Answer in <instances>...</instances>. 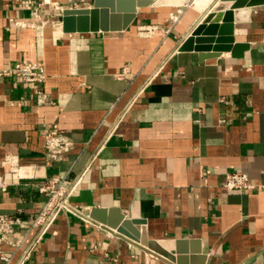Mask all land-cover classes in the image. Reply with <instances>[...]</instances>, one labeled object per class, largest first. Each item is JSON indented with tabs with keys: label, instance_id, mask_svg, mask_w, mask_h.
<instances>
[{
	"label": "crops",
	"instance_id": "obj_1",
	"mask_svg": "<svg viewBox=\"0 0 264 264\" xmlns=\"http://www.w3.org/2000/svg\"><path fill=\"white\" fill-rule=\"evenodd\" d=\"M44 1L31 20L0 0V71L27 61L46 77L41 86L0 77V163L15 156L19 166L0 169V213L30 223L47 200L37 188L51 180L74 213L58 212L22 264H172L89 219L86 207L142 220L146 239L167 252L183 243L178 264H264V4L247 8L245 22H234L232 6L215 12L210 23L229 13L233 42L247 49L201 61L177 48L211 2L149 5L125 30L67 35L60 11L89 4ZM51 125L72 145L59 162L43 149ZM235 171L256 188L223 189ZM35 236L6 237L17 244L0 246L9 264Z\"/></svg>",
	"mask_w": 264,
	"mask_h": 264
},
{
	"label": "water",
	"instance_id": "obj_2",
	"mask_svg": "<svg viewBox=\"0 0 264 264\" xmlns=\"http://www.w3.org/2000/svg\"><path fill=\"white\" fill-rule=\"evenodd\" d=\"M211 2L210 12L199 22L178 46V52L194 51L201 61L215 58L219 52H229L232 58H241L247 45L234 43L231 37L230 14L225 13L221 24L210 23L215 12L235 10L234 22L247 20V8L264 4V0H194ZM217 1V2H216ZM232 1V4L229 2ZM88 8H64L60 11V31L62 34H82L96 32H119L125 30L134 20L137 9L148 7L152 0H86ZM216 2V3H215ZM245 8L244 10H239ZM239 10V11H237ZM211 52V53H207ZM207 53V54H205ZM81 213L96 223L138 243L161 259L178 264L183 243H173V253L167 252L156 242L146 239L140 219H127L118 209L83 208ZM180 247V248H179Z\"/></svg>",
	"mask_w": 264,
	"mask_h": 264
},
{
	"label": "built area",
	"instance_id": "obj_3",
	"mask_svg": "<svg viewBox=\"0 0 264 264\" xmlns=\"http://www.w3.org/2000/svg\"><path fill=\"white\" fill-rule=\"evenodd\" d=\"M19 8L28 13L29 18L34 20L38 16V11L42 8L44 0H14ZM12 22L11 20H8ZM155 28L152 26L140 27L138 32L143 35H153ZM12 76L18 79L24 84H33L41 86L45 81L44 69L41 65L21 61L12 65L6 70L0 71V77ZM38 103H41L38 98L42 96L41 92L37 94ZM41 138L43 140V149L46 157L54 162L62 160L64 153L72 148L71 143L61 136L57 131L56 125H51L41 130ZM18 161L15 156H5L1 163V173H17ZM0 174V193L6 191L7 185ZM223 189L226 191L231 190H245L250 191L256 188V185L250 181L247 176L238 171L227 173L224 176ZM38 192L47 196L46 202L42 205L34 219L30 223L21 221L19 218L5 215L0 213V246L3 244L10 245L16 248V243H10L6 240V237L12 234L15 230H22L28 232L31 229H36V236L31 246L24 250L23 255L17 264H22L27 260L30 251L34 248V245L41 239L52 224L55 216L58 212L74 213L65 200L66 195L55 187L54 181H46L40 184L37 188ZM11 254L2 251L0 248V264H9Z\"/></svg>",
	"mask_w": 264,
	"mask_h": 264
},
{
	"label": "bare ground",
	"instance_id": "obj_4",
	"mask_svg": "<svg viewBox=\"0 0 264 264\" xmlns=\"http://www.w3.org/2000/svg\"><path fill=\"white\" fill-rule=\"evenodd\" d=\"M188 0H152V6H172L182 9ZM56 1L50 0L51 4H55Z\"/></svg>",
	"mask_w": 264,
	"mask_h": 264
}]
</instances>
